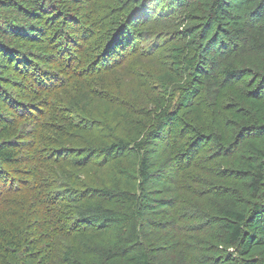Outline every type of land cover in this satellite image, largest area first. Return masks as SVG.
Returning a JSON list of instances; mask_svg holds the SVG:
<instances>
[{"label": "trees", "instance_id": "16d2710c", "mask_svg": "<svg viewBox=\"0 0 264 264\" xmlns=\"http://www.w3.org/2000/svg\"><path fill=\"white\" fill-rule=\"evenodd\" d=\"M89 5L0 2L28 30L19 36V26L0 14V190L9 185L8 193L20 183L26 189L16 212L0 215V264H161L146 240L150 225L158 231L167 225L169 250L179 249L195 264L188 238L174 239L177 222L189 216L164 220L189 179H195V190L181 193L208 210L190 215L206 233L199 247L209 255L205 261L264 264V0H115L104 10L112 27L102 45L91 41L86 26L89 17L95 20ZM79 44L87 53L91 44L100 49L94 55L104 59L101 72L115 55L119 64L135 54L144 58L149 72L142 87L150 95L124 93L104 75L96 88L79 87L60 105L65 117L55 129L59 142L46 152L55 160L48 196L69 209L71 227L57 231L62 241L52 256L49 235L31 226L34 171L22 168L17 131L54 94L48 78L55 73L48 69L72 75L71 55ZM36 124L43 123H30ZM167 172L164 186L159 182ZM202 181V188L211 189L206 194L198 188Z\"/></svg>", "mask_w": 264, "mask_h": 264}, {"label": "rangeland", "instance_id": "374dc122", "mask_svg": "<svg viewBox=\"0 0 264 264\" xmlns=\"http://www.w3.org/2000/svg\"><path fill=\"white\" fill-rule=\"evenodd\" d=\"M89 1V0H87ZM115 0H90L89 10L88 13L95 18L89 17L91 22L87 24L88 32L92 36L91 41L98 42L100 45L103 44V40L105 39L108 31L112 27L111 22L108 18H110V13L104 12V10H109V6H112V3ZM2 5V0H0ZM0 14H2L3 19L10 20V25L13 23L17 24L19 27L16 30L19 36L25 35L28 31L26 29V22L22 20L17 12L13 9L3 7L0 9ZM106 14L107 17L105 16ZM120 18H113L112 20L118 22ZM7 24V23H6ZM45 25V24H44ZM109 26V28H108ZM25 28V29H23ZM113 29V28H112ZM47 40L45 43H47ZM28 45L27 43H23ZM36 50H41L42 47H38L34 45ZM45 51L49 52L50 54H54V50H50V48H43ZM79 52L72 53L71 59V69L69 70L72 75H60L61 69L65 70V68H55L51 67L50 71H53L54 79L51 80L49 75L48 82L49 86L55 88L54 94L50 97L49 100H45L42 107L39 108L37 114L34 115L32 121L27 122L25 129L18 128L17 133L21 134V152L24 157L25 163L22 165V168L25 172H32L34 171L32 177V184L36 186L35 193L28 190L29 192V202L33 205L34 215L32 217L31 226L36 229L38 225L42 226V233L44 236L49 235V243L51 245L52 256L55 255L57 247H60L62 237L58 238V230L68 231L71 227V221L68 217L69 209L62 205L60 202H54L52 198L48 195L51 192V188L54 184L53 176L50 175L52 172V167L49 166L50 163L55 162L53 158H50L46 152H49L47 147H50V144H56L59 141L54 139L56 135L55 129H59L57 126L59 124V118H64L65 113L62 111L61 106L67 100L68 97L71 96V92H77L79 87L85 86L87 87L88 91L96 88V82L101 80L102 76H106L105 82L110 84H115V87L118 86L122 92H134V96L140 97L142 99H147L149 97V92L142 86H144L145 81L144 77L149 69H145L148 65V62L144 58H139L138 54H135L133 57L128 59L124 64H119V61H115L118 55H115L109 61H106V66L103 67L105 71L101 72L98 67L103 63L104 59L101 58L96 59L94 52L100 49L94 47L91 44L89 48V52H84L83 44L78 45ZM50 50V51H49ZM66 53L65 51H63ZM99 54V53H97ZM63 59L61 61L70 60L67 59L66 56H62ZM43 60V58H42ZM108 68H110L108 70ZM145 69V70H143ZM96 72H99L97 75ZM68 76H71L70 79ZM67 79V80H66ZM93 79V80H92ZM61 80H65L61 83ZM21 83L20 81H17ZM29 80H26V84ZM90 82V83H89ZM25 83V82H24ZM64 85L61 87V85ZM89 87V88H88ZM43 88H46L44 85ZM96 91V90H94ZM134 98V97H132ZM50 105V110L45 115H40L44 106ZM33 121H42L43 124H36L30 125ZM50 124L48 127H44ZM49 138H51L49 140ZM206 153V152H203ZM205 175L209 176L211 174V168L206 167L204 169ZM169 173L167 172L164 177L161 178L159 183L166 185L167 176ZM195 177H198V173H192ZM24 177H22L23 179ZM194 178V177H193ZM52 181V182H51ZM195 179H189L184 182L182 188H180L174 198H177L178 204L175 203L172 212H170L169 217L164 220H173V214L182 213V215H187L189 217L182 218L180 221L177 222L176 226L179 228V232L177 235L174 236L175 240H186L187 246L189 247V253L193 252V256H195V264H208L205 260L209 255L203 253L199 247L200 244L205 243L206 233L203 230H199L200 224L195 222V219L190 216L193 212L194 214L204 213L208 210H205V206L197 202L194 203L193 198H190L189 201H186L187 196L181 193L182 190L187 192H192L195 190ZM205 181H202L198 188L200 190V194H206L211 189L210 186L206 185L202 188V184ZM9 186V185H8ZM5 186L3 189L0 190V215L2 218H7L14 214L19 208V205L22 202L24 197L23 192L26 191L24 188V183H20L17 187L12 191L10 190L6 193ZM47 190H44L48 187ZM173 187H169L170 190ZM181 194V199L183 197L185 200L181 201L179 195ZM209 198V197H208ZM162 216L152 215L151 219L158 223H162L163 219ZM169 228L167 225L164 229ZM162 231H158L154 229L151 225L149 226V232L146 234V240L148 242L149 247L155 250L152 251L153 255L156 257L157 261L161 264H190L187 260H184L182 253L179 251H171L169 250L171 243H167L164 239L168 236L167 233ZM183 229H187L186 234H181ZM181 230V231H180ZM170 237V235L168 236ZM167 237V238H168ZM159 240V242H157ZM160 244V245H156ZM158 246H161L158 248ZM183 259V261H182Z\"/></svg>", "mask_w": 264, "mask_h": 264}]
</instances>
